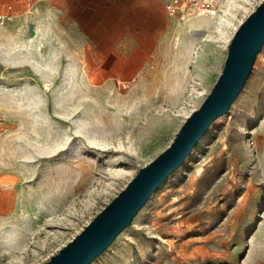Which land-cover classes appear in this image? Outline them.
<instances>
[{"label": "rangeland", "instance_id": "rangeland-1", "mask_svg": "<svg viewBox=\"0 0 264 264\" xmlns=\"http://www.w3.org/2000/svg\"><path fill=\"white\" fill-rule=\"evenodd\" d=\"M261 2L194 14L169 58L138 59L135 83L26 74L17 114L2 97L0 264L50 260L172 143ZM91 264H264V46L230 111Z\"/></svg>", "mask_w": 264, "mask_h": 264}, {"label": "crops", "instance_id": "crops-1", "mask_svg": "<svg viewBox=\"0 0 264 264\" xmlns=\"http://www.w3.org/2000/svg\"><path fill=\"white\" fill-rule=\"evenodd\" d=\"M166 1L16 0L15 20L0 25V118L6 113L2 97L18 113L26 74L48 75L50 82L65 75L82 89L89 76L104 75L113 84L135 83L144 69L138 59L169 58L184 38L185 26L201 19L170 16ZM5 137L1 132L0 153Z\"/></svg>", "mask_w": 264, "mask_h": 264}, {"label": "water", "instance_id": "water-1", "mask_svg": "<svg viewBox=\"0 0 264 264\" xmlns=\"http://www.w3.org/2000/svg\"><path fill=\"white\" fill-rule=\"evenodd\" d=\"M264 46V0L245 18L229 44L222 72L201 106L185 120L172 143L135 177L68 244L43 264H91L133 223L159 186L186 160L211 125L228 113Z\"/></svg>", "mask_w": 264, "mask_h": 264}, {"label": "built area", "instance_id": "built-area-1", "mask_svg": "<svg viewBox=\"0 0 264 264\" xmlns=\"http://www.w3.org/2000/svg\"><path fill=\"white\" fill-rule=\"evenodd\" d=\"M219 2L220 0H167L165 6L170 16L186 18L194 14H213ZM15 18L14 3H4L0 10V25H5Z\"/></svg>", "mask_w": 264, "mask_h": 264}, {"label": "bare ground", "instance_id": "bare-ground-1", "mask_svg": "<svg viewBox=\"0 0 264 264\" xmlns=\"http://www.w3.org/2000/svg\"><path fill=\"white\" fill-rule=\"evenodd\" d=\"M213 13H216V12H213ZM47 88H49L48 84L46 85Z\"/></svg>", "mask_w": 264, "mask_h": 264}]
</instances>
